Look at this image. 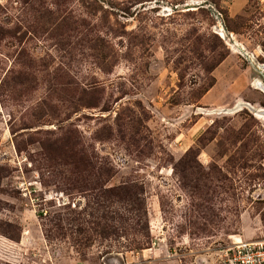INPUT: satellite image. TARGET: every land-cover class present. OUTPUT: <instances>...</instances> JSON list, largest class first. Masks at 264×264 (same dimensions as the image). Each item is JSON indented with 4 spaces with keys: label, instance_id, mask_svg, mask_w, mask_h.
I'll return each instance as SVG.
<instances>
[{
    "label": "rangeland",
    "instance_id": "rangeland-1",
    "mask_svg": "<svg viewBox=\"0 0 264 264\" xmlns=\"http://www.w3.org/2000/svg\"><path fill=\"white\" fill-rule=\"evenodd\" d=\"M258 115L264 0H0V264L264 241Z\"/></svg>",
    "mask_w": 264,
    "mask_h": 264
},
{
    "label": "built area",
    "instance_id": "built-area-1",
    "mask_svg": "<svg viewBox=\"0 0 264 264\" xmlns=\"http://www.w3.org/2000/svg\"><path fill=\"white\" fill-rule=\"evenodd\" d=\"M224 264H264V241L238 242L223 250Z\"/></svg>",
    "mask_w": 264,
    "mask_h": 264
},
{
    "label": "bare ground",
    "instance_id": "bare-ground-1",
    "mask_svg": "<svg viewBox=\"0 0 264 264\" xmlns=\"http://www.w3.org/2000/svg\"><path fill=\"white\" fill-rule=\"evenodd\" d=\"M218 35H220L219 37H221V38L223 37L222 39H225L223 29L219 31V34ZM231 38H232V36H231ZM232 52H234V51L232 50ZM258 117L261 118V119H264V116H259L258 115ZM235 241H236L235 243L240 242L239 239H236Z\"/></svg>",
    "mask_w": 264,
    "mask_h": 264
},
{
    "label": "trees",
    "instance_id": "trees-1",
    "mask_svg": "<svg viewBox=\"0 0 264 264\" xmlns=\"http://www.w3.org/2000/svg\"><path fill=\"white\" fill-rule=\"evenodd\" d=\"M147 228L149 229V225H148V223H147Z\"/></svg>",
    "mask_w": 264,
    "mask_h": 264
},
{
    "label": "crops",
    "instance_id": "crops-1",
    "mask_svg": "<svg viewBox=\"0 0 264 264\" xmlns=\"http://www.w3.org/2000/svg\"><path fill=\"white\" fill-rule=\"evenodd\" d=\"M150 226V225H149Z\"/></svg>",
    "mask_w": 264,
    "mask_h": 264
}]
</instances>
